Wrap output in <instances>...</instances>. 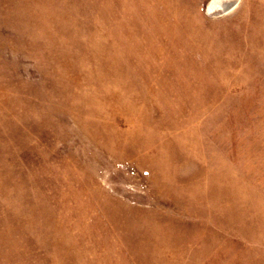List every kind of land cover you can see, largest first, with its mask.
I'll list each match as a JSON object with an SVG mask.
<instances>
[{
  "label": "rangeland",
  "instance_id": "rangeland-1",
  "mask_svg": "<svg viewBox=\"0 0 264 264\" xmlns=\"http://www.w3.org/2000/svg\"><path fill=\"white\" fill-rule=\"evenodd\" d=\"M0 0V264H264V0Z\"/></svg>",
  "mask_w": 264,
  "mask_h": 264
},
{
  "label": "bare ground",
  "instance_id": "bare-ground-1",
  "mask_svg": "<svg viewBox=\"0 0 264 264\" xmlns=\"http://www.w3.org/2000/svg\"><path fill=\"white\" fill-rule=\"evenodd\" d=\"M218 6H220L219 1H218V0H212L211 2H209L207 8H208L209 10H213V9H215V8H218Z\"/></svg>",
  "mask_w": 264,
  "mask_h": 264
}]
</instances>
